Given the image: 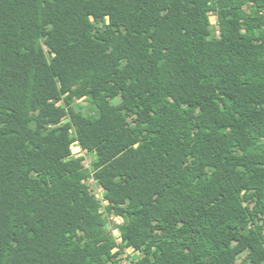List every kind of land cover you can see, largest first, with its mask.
Returning <instances> with one entry per match:
<instances>
[{
  "label": "trees",
  "instance_id": "obj_1",
  "mask_svg": "<svg viewBox=\"0 0 264 264\" xmlns=\"http://www.w3.org/2000/svg\"><path fill=\"white\" fill-rule=\"evenodd\" d=\"M126 262L264 264V0H0V264Z\"/></svg>",
  "mask_w": 264,
  "mask_h": 264
},
{
  "label": "rangeland",
  "instance_id": "obj_2",
  "mask_svg": "<svg viewBox=\"0 0 264 264\" xmlns=\"http://www.w3.org/2000/svg\"><path fill=\"white\" fill-rule=\"evenodd\" d=\"M210 23L212 25V27L215 29L216 25H217V18L215 16H211L210 17ZM83 99V98H81ZM80 99V101H81ZM81 103H83L85 105V111H84V118L88 119L89 116H91L94 113V108L89 105L86 102L81 101ZM75 149H81L77 143H74L72 145V151H74ZM74 156H84L86 157V164L87 166H90L92 157L91 156H87L85 153L82 152V150L73 153ZM90 189L91 191L97 196L98 199L103 200V195H102V189L99 187V185L97 184V182L92 179L90 181ZM104 205H106V203H103ZM123 222V220L121 218H110L109 223H108V229L111 232V234L115 237V245H114V250H117V245L121 242V239L117 238L119 236V231L117 229V226L120 225ZM126 264H130L128 262H126Z\"/></svg>",
  "mask_w": 264,
  "mask_h": 264
},
{
  "label": "water",
  "instance_id": "obj_3",
  "mask_svg": "<svg viewBox=\"0 0 264 264\" xmlns=\"http://www.w3.org/2000/svg\"><path fill=\"white\" fill-rule=\"evenodd\" d=\"M69 122V120L67 119V120H65V122L64 123H68Z\"/></svg>",
  "mask_w": 264,
  "mask_h": 264
}]
</instances>
